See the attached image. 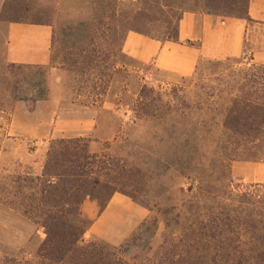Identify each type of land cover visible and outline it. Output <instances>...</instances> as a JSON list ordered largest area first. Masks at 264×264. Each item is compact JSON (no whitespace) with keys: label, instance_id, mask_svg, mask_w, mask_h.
<instances>
[{"label":"rangeland","instance_id":"1","mask_svg":"<svg viewBox=\"0 0 264 264\" xmlns=\"http://www.w3.org/2000/svg\"><path fill=\"white\" fill-rule=\"evenodd\" d=\"M116 1L0 0V23L8 20L47 24L54 30L50 65L25 67L7 61L5 32L0 29V264H16L14 260L18 264L38 261L39 250L47 239L46 231L15 210L29 192L27 180L44 175L54 141L85 139L91 154L110 156L125 166L119 194L144 208L147 219L121 244L102 241L90 231L84 235L83 242H105L120 248L140 234L138 247L124 257L126 264L154 260L170 235L165 220L171 217L166 213L171 211L177 197L188 200L189 182L173 172L174 157L163 138L162 130L170 117L163 115L159 120L140 121L138 105L142 89H153L163 98L160 113L166 112V105H175L172 96L190 83L123 54L127 30L112 37L107 28L122 19L121 13L129 11L130 1L137 0H122L119 6ZM146 1L157 10L172 8L176 12L182 8L188 13L232 14L229 3L220 5L225 10H217L219 0ZM238 8L243 14L247 0H240ZM97 20L103 23L98 26L99 31L95 30ZM251 55L249 46L238 60L250 61ZM198 68L197 78L203 80L218 74L209 61H201ZM73 103L75 107L71 106ZM84 107L91 108L97 116L92 136L59 134L51 138L57 121L86 117ZM237 164L264 165L235 163L233 166ZM210 180L214 185L215 176ZM231 182L234 193L264 186L245 183L234 173ZM177 191L184 194L177 195ZM155 207L157 211L153 214L148 208ZM144 223L147 226L141 229Z\"/></svg>","mask_w":264,"mask_h":264},{"label":"trees","instance_id":"2","mask_svg":"<svg viewBox=\"0 0 264 264\" xmlns=\"http://www.w3.org/2000/svg\"><path fill=\"white\" fill-rule=\"evenodd\" d=\"M219 1L217 10H225L220 5L229 3L232 14H207L251 21L249 0L243 14L240 0ZM121 3L117 0L116 6ZM129 7L119 15L121 20L109 24V35L127 30L125 39L137 33L160 42H178L179 24L188 12L157 10L146 0L130 1ZM113 15L116 18L118 12ZM102 24L97 20L95 30ZM209 65L218 74L203 80L197 78V68L193 77L184 79L190 86L178 89L172 96L175 105H166V112L160 113L163 98L155 90L143 88L140 93L138 120L170 117L162 133L174 157L172 170L190 187L188 200L177 197L166 213L171 217L165 220L169 238L146 264H264V186L231 191L235 163H264V65L252 59ZM88 149L82 138L52 142L44 175L27 180L29 192L15 211L47 235L34 264H126L125 255L138 247L140 234L120 248L83 242L93 222L84 217L82 206L90 199L104 211L119 193L126 173L116 159ZM207 171L212 174L206 175Z\"/></svg>","mask_w":264,"mask_h":264},{"label":"crops","instance_id":"3","mask_svg":"<svg viewBox=\"0 0 264 264\" xmlns=\"http://www.w3.org/2000/svg\"><path fill=\"white\" fill-rule=\"evenodd\" d=\"M250 22L203 13H186L179 24L178 42H160L137 33H129L123 54L142 65H153L161 72L180 78L192 77L201 61L221 62L240 59L252 47V62L264 65V0H249ZM5 32L6 57L12 65L48 67L51 63L54 30L47 24L23 21L0 23ZM75 107V103L71 105ZM83 118L57 121L51 138L59 134L89 137L96 131V114L84 107ZM238 179L249 184H264V165L233 166ZM85 217L93 222V237L111 244H121L148 217V212L122 194H115L101 211L96 203L82 206Z\"/></svg>","mask_w":264,"mask_h":264}]
</instances>
